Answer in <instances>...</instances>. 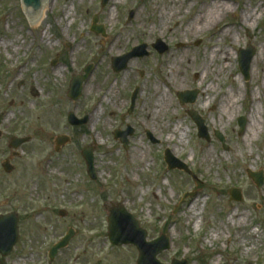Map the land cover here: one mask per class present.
<instances>
[{
  "label": "rangeland",
  "instance_id": "1",
  "mask_svg": "<svg viewBox=\"0 0 264 264\" xmlns=\"http://www.w3.org/2000/svg\"><path fill=\"white\" fill-rule=\"evenodd\" d=\"M178 1L183 3L180 14L149 42V28L156 24L152 4H166V0H121L120 4L109 0L105 6L101 0H48L45 23L38 30L33 29V17L28 18L21 0H0V42L9 44L7 48L0 46L1 129L7 137L32 136L21 147L20 170L0 176V210L17 212L20 234L11 254L1 257L2 264H137L138 250L133 244L115 246L108 237L107 217L117 203L147 229L148 240L163 233L171 238V247L158 254L161 262L185 258L188 264H215L220 258V264H264V185L258 188L248 175V170H264V89L262 81L254 79L253 60L248 79L239 66L240 51L252 44L257 53L264 41V0H234L236 14L225 18V23L235 26V44L227 47L232 55L231 68L219 75L212 73L203 82L196 72L203 73L205 60L210 63L212 41L218 38L215 30L199 37L187 32L205 0ZM258 5L257 17L243 22L242 10ZM65 10L71 11L69 18ZM131 10L134 16L129 20ZM95 15L104 26L105 36L91 30ZM46 30V40L52 37L50 45L41 42ZM157 40L168 50L158 52L153 46ZM141 43L147 44L149 55L133 58L125 70L115 72L112 56ZM174 59L175 67L166 63ZM224 61L212 59L211 66L217 70ZM88 64L93 69L80 97L72 100L67 96L70 81ZM175 73L179 78L168 81L167 75ZM237 76L245 83L244 97L225 115L222 98L237 87L233 81ZM92 85V93L87 94ZM111 85L112 93L104 98ZM136 85L140 91L129 113ZM157 86L168 92L172 106L155 118L156 98L149 96ZM257 87L261 103L258 99L254 102L251 95ZM188 89L199 90V96L194 103L182 104L177 92ZM208 98L211 101L206 104ZM253 103L260 106L261 132L257 139L248 141ZM192 109L204 118L210 140L198 136L197 125L188 113ZM70 112L77 118L87 116V122L71 125ZM242 116L246 124L240 133L238 121ZM177 124L187 130L182 143L179 131L173 140H167ZM130 126L134 133L124 147L114 132H124ZM216 131L224 136L225 145L215 136ZM60 134L71 140L57 151L55 139ZM87 145L94 146L96 180L89 177L81 154ZM139 150H144L151 166L133 174L130 159ZM166 150L187 165L195 178L185 170L169 169L164 159ZM145 180L149 191L135 193L136 187L144 188ZM233 187L241 189L242 200L231 199L228 190ZM186 193L191 196L178 207ZM195 201L196 210L191 211ZM61 209L66 216L59 215ZM235 210L246 216L241 215L246 218L241 226L237 217L229 220ZM194 212L201 215L193 216ZM70 227L77 230L76 235L50 260L48 251ZM212 231L225 235L210 242ZM236 232L245 241L239 238L234 243ZM226 235L232 241H227Z\"/></svg>",
  "mask_w": 264,
  "mask_h": 264
},
{
  "label": "bare ground",
  "instance_id": "2",
  "mask_svg": "<svg viewBox=\"0 0 264 264\" xmlns=\"http://www.w3.org/2000/svg\"><path fill=\"white\" fill-rule=\"evenodd\" d=\"M114 2H116L117 4H120L121 0H114ZM166 2H167L166 4L164 2L161 4H158V3L152 4L153 13L155 16V19L153 20L156 22V24H154L152 28H149V42L155 35L157 36V33H162L163 30H165V28H168L167 22L174 19L180 14V9L183 3H179L178 0H166ZM233 2L234 0H205L202 4V7H200L197 10V12L193 16V18L191 19V22L189 23L187 27L188 28L187 32L191 34L192 36L199 37L201 34L205 32H210V31L215 30L214 32L218 38V40L215 39L214 41H212L213 42L211 45L212 55L210 57V63L207 64L205 60L204 61V71H202L203 73H200V71L196 72V75L202 76L200 77L201 82L206 80V78L212 75V73H214L215 75H219L220 73H223L227 69L231 68L232 55L227 47L229 46L231 47L232 45L235 44V41L233 39V32L235 30V26L231 23H225V18L229 14H232V13L236 14V7ZM192 4H193L192 2H189V5H192ZM48 6H49V3L45 2L41 9V13L35 15L32 18L33 29L35 28L38 30L45 23L44 16L46 14ZM259 7L260 6L258 5L254 9L252 8L248 10L243 9L241 12L242 21L246 23L250 19L256 18ZM64 12H65L66 18H69L71 16V11L65 10ZM59 20L61 21L62 18H60ZM47 32L48 30L44 31V33L41 34V42L47 45H50L52 43V37H49L46 40ZM217 41L218 42L222 41L223 44L219 45L217 44ZM0 46H4L7 48L9 44L4 41H1ZM119 51L120 50H118V52ZM215 58H221L222 60L228 61V64H226L224 61L223 64L219 65L216 70V68H212L211 66L212 59H215ZM166 63L175 67L176 59H174L173 61L167 60ZM252 70H253L254 79L256 81L260 79V81H262L263 83L262 88L264 89V41L261 43V46L258 52L254 56ZM56 72H57L56 70H53L52 73L56 74ZM166 78L168 79V81H171L173 79L177 80L179 77H177L175 73V74H168ZM233 81L237 83V87L234 89H231L230 93L226 94L222 98L223 99V103H222L223 109L222 110H223V114L225 115H227L229 111L236 108L239 102L243 100V97H244L242 94H243V91L245 90V83H243L242 77L241 76L234 77ZM93 89L94 88L92 85V87L86 90V93L91 94ZM112 89H113V86L111 85L110 88L103 94L104 98H108L110 96V93H112ZM260 91H261L260 87H257L256 89L251 91V95H252L254 102L257 101L258 99L259 102L261 103V99L259 95ZM153 97L156 98V101L154 102L155 108L153 109L154 117L158 118L161 116V113L164 110L172 106V102L169 99L168 92L160 90L158 86L153 89L152 93L149 96V99H152ZM210 101L211 99L208 98L206 101V104H208ZM259 107H260L259 103H253V108L249 112V116H248L249 127L246 131L247 133L246 137L248 138V141H253L257 139V137L259 136L261 132L259 121H258V115L260 113ZM93 118H94V115L90 117V120L91 119L93 120ZM180 126L181 125L177 124L175 127H173L170 130V136L168 137L167 140L169 141L173 140L174 133L176 131H179L181 132V136H182V138H180V143L183 142V138L186 136L187 130L180 129L181 128ZM207 156H209L208 153H207ZM130 162L133 164L132 169H131V173L133 174L135 172L142 171L143 167L151 166L149 165V162L146 159L144 150H139L138 154H135V153L132 154ZM139 190L142 191V194H145L147 191H149L148 180H145L144 188L142 186L136 187L135 193H138ZM197 204H198V201L192 202L190 206V210L191 211L196 210ZM194 215L199 216L201 215V212L200 213L194 212L193 216ZM241 215L245 216L243 212L239 213L238 210H235L231 214L229 220L231 221L235 217H237L238 218L237 224L238 226H241L244 224V221L246 220V218H243ZM255 233H257V230H255ZM223 235H225L223 232L220 233L217 231H212V236L208 241L212 242L214 240H220L223 237ZM226 238H227V241H232V237H230L229 235H226ZM239 238H241L242 241H245L243 240L244 237L242 236V234L236 232L233 237V242L238 243ZM250 251H252V248L249 250L245 249L244 254ZM219 260L220 258L215 264H220ZM231 264H236V263L233 262Z\"/></svg>",
  "mask_w": 264,
  "mask_h": 264
},
{
  "label": "water",
  "instance_id": "3",
  "mask_svg": "<svg viewBox=\"0 0 264 264\" xmlns=\"http://www.w3.org/2000/svg\"><path fill=\"white\" fill-rule=\"evenodd\" d=\"M46 1L48 0H22L24 9L28 14V18L34 17L35 15L41 13L43 4ZM107 1L108 0H102V4L105 5ZM133 13L134 11L132 10L130 12V18L133 16ZM96 21H97V16L94 19V24L92 26V29L96 32H99L103 29L102 27H99L95 24ZM155 47L160 53H163L168 49L167 45L161 40L157 41ZM146 48L147 45L143 43L139 46L134 47L130 52L122 56L114 57L113 58L114 69L116 71H120L127 66V62L129 61L130 58L134 56H143L147 54ZM255 52L256 49L252 45H249L246 50L242 49L240 52V67L247 78L249 76L250 64ZM84 71L85 74L74 76L71 81L69 96L73 99H77L79 97L81 93L83 81L87 78L89 72L91 71V66L87 67ZM197 94H198L197 90L184 91V92H179L178 96L182 101L194 102L197 97ZM134 101L135 98L133 99L132 102L133 104ZM191 114L199 126V135L209 139L207 128L204 125L203 119L195 111L191 112ZM2 117L3 116L0 115V121ZM69 121L73 124H80L86 122V117L82 120H77L74 114L70 113ZM245 123H246V117L243 116L239 119L240 132L244 130ZM131 133H132L131 129L130 131H125V132L116 130L115 136L121 137L124 146L127 147V143H128L127 136ZM149 135L151 137V134ZM216 135L219 137V139L222 142L225 141V138L220 132H216ZM28 139L29 138H20V139L14 138L13 145L17 147L21 143L28 141ZM66 141H67L66 136L58 137V143H65ZM83 156L87 161L89 174L92 176V178H95L92 148L86 147L83 150ZM165 158L169 164V168L184 167L187 170L186 166H182L178 164L177 159H175L174 156L169 151L166 152ZM249 174L255 180L258 187H261L263 185L264 183L263 170L257 172H253L250 170ZM230 193L232 194L233 199L236 200L241 199V191L239 188L231 189ZM188 195L190 194H186L184 196L182 202L184 201L185 197ZM60 214L64 216L65 212L60 211ZM18 220L19 219L16 213L0 215V253L4 256L10 254V252L13 250L15 244L19 239ZM108 223H109V237L112 243L117 245L123 243H133L137 246L139 250V258L137 260V264H164L157 259V255L163 250L168 249L170 247L169 239L166 235H162L158 239L150 242L147 241L146 240L147 231L140 227L138 220L135 219L132 214L128 213L122 205H117L116 207L113 208L112 213L108 217ZM74 234L75 231L71 228L69 232L58 243H56L52 247L49 253L51 259H53L56 256L59 249L67 246V244L69 243L70 239ZM171 264H188V262L186 260L173 259Z\"/></svg>",
  "mask_w": 264,
  "mask_h": 264
},
{
  "label": "flooded vegetation",
  "instance_id": "4",
  "mask_svg": "<svg viewBox=\"0 0 264 264\" xmlns=\"http://www.w3.org/2000/svg\"><path fill=\"white\" fill-rule=\"evenodd\" d=\"M137 87H139V86L136 85L134 87L133 91ZM133 91H132L131 97H130V105L132 102ZM138 91H140V87H139ZM138 95H139V92L136 93L137 97H136V100L134 103V108L136 106V101L138 99ZM1 125H2V123H1ZM14 136H20V135L19 134L18 135L11 134L7 137V135H5V133L2 130L0 141L4 137H7V140L3 144L0 143V176H2V175H6V176L14 175V173L17 170H20V168H21L20 162H21V159H23L22 154L24 153L21 147L25 144L21 145L18 148L12 147L11 146V139ZM21 136H25V135H21ZM6 168H10L11 171H7ZM0 213H4V212L0 210Z\"/></svg>",
  "mask_w": 264,
  "mask_h": 264
}]
</instances>
